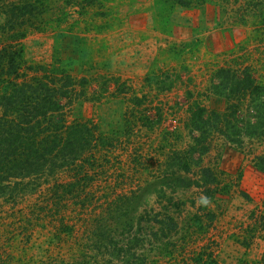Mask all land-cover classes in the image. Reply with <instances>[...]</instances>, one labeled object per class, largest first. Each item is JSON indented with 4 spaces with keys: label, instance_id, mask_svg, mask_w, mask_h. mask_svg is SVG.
Segmentation results:
<instances>
[{
    "label": "trees",
    "instance_id": "obj_1",
    "mask_svg": "<svg viewBox=\"0 0 264 264\" xmlns=\"http://www.w3.org/2000/svg\"><path fill=\"white\" fill-rule=\"evenodd\" d=\"M106 1L0 0V206H8L6 211L0 210L4 228L0 239L6 240L0 245V264H157L164 258L168 259L165 264H219L211 253L193 259L185 250L190 232L203 231L202 219L205 226L214 220L206 206L200 207L202 216L193 214L192 191L200 190V201L201 197L210 201L220 193L213 171L201 166V157L207 152L204 142L212 132L239 147L245 138L264 136V83L257 78L259 69L241 68L238 61L233 62L234 67L215 68L213 80L217 83L209 91L224 100L225 109L209 111L197 102L190 105L188 130L194 146L172 152L165 168L154 170L141 186L137 175L146 172L148 154L134 148L125 150L130 152L125 158L113 155L138 136L132 128L139 122L146 133L159 125L143 110L144 100L136 97L124 103L122 134L102 132L100 121L77 117L74 110L80 103L99 105L107 95L117 99L125 93V85L109 74L95 78L92 67L83 71L86 77L64 68L68 35L85 50L111 29L106 22L110 15ZM206 1L233 8L240 4V0H150L147 11L158 25L155 31L167 32L170 10ZM263 10V2L257 1L241 16L243 24L257 19L264 30ZM40 26L53 41L49 62L26 58L23 43ZM255 41L261 43L262 39ZM259 49L262 56L264 47ZM99 52L104 56V49ZM104 59L94 69H107ZM256 65L264 66V59L259 58ZM110 83L116 86L112 94ZM167 83L172 86L165 79L161 85L167 87ZM243 106H247L244 115ZM159 131L164 132V141L174 136ZM254 164L264 173V155H258ZM25 197L32 203L19 210V200ZM260 222L264 232V218ZM46 224L54 233L47 244L70 243L66 251L69 262L50 256L48 250L40 251L35 259L36 255L27 256L20 249L24 247L21 238L27 235L25 245L29 244ZM250 239L236 237L235 241L247 250ZM180 251L186 258L177 262ZM239 264H264V252L256 261L241 260Z\"/></svg>",
    "mask_w": 264,
    "mask_h": 264
},
{
    "label": "rangeland",
    "instance_id": "obj_2",
    "mask_svg": "<svg viewBox=\"0 0 264 264\" xmlns=\"http://www.w3.org/2000/svg\"><path fill=\"white\" fill-rule=\"evenodd\" d=\"M257 1L263 2L264 9V0H240L235 8L210 1L199 6L193 4L174 8L169 12L168 31L158 32L155 31L158 25L147 11L152 4L150 0H120V3L118 0H108L106 6L110 15L106 22L111 24V29L105 31L104 39L93 40L90 48L82 50L76 46L74 37L68 35L66 38L63 61L64 68L70 74L86 77L87 73L83 71L92 67L95 78L109 74L125 85V93L120 94L117 99L107 95L99 105L80 103L74 110L75 116L100 121L102 132L122 134L124 103L133 102L137 97L144 100L143 110H148L151 120L159 124L146 133L143 129L140 130L139 122L132 128L133 133H138V136L131 137V143L120 147L113 155L125 158L130 155L125 150L133 151L134 148H141L143 154H148L146 172L137 175V178H141V186L150 179L154 170L165 168L163 164L172 152L187 150L193 145L191 132L188 130L190 105L197 102L209 111L219 112L225 109L224 100L209 91L210 85L217 83L213 80L215 68L234 67L233 62L238 61L241 68L251 66L259 69L257 78L264 83V66L256 65L259 58L264 59V54L261 56L258 53L262 51L259 46L264 47V30L257 19H249L247 24H243L241 20V16L249 12ZM254 23L255 26H252ZM42 28L40 26V31H30L23 43L28 60H52L53 41ZM258 38L262 39L261 43L255 41ZM183 44L187 45L184 49L181 48ZM99 49L105 50L104 56L100 55ZM92 55L94 60L89 62L88 58ZM102 59L105 64L107 62L108 68L94 69ZM164 79L171 81L172 86L169 87L167 83V87H163L161 82ZM109 86V94H112L116 86L114 83ZM188 91L190 96H187ZM246 107H242L243 115L247 113ZM136 110L135 108L134 111ZM249 113L252 115L251 111ZM251 122L253 124L255 120L251 118ZM159 130H165L174 136L164 141V132L160 133ZM123 140L126 141L127 138ZM204 146L207 152L201 157V166L213 171L220 193L207 205H203L198 196L200 190L193 189V214L202 216L203 210L200 207L206 206L207 211L214 215V220L205 226V219H202L203 231L190 232L185 250L193 259L200 254L207 257L211 253L219 264H239L241 260L256 261L264 252V232L259 226L260 220L264 218V173L256 169L254 162L258 155H264V136L250 140L245 138L244 145L239 147L216 131L206 137ZM135 186L136 184L132 188ZM19 201V210H25L32 203L29 197ZM7 209L8 206H0V210ZM8 212L10 213L9 210ZM46 225L45 230L40 229L34 233L29 244L25 245L27 235L21 238L24 247L20 249H25L27 256L36 255L35 259L40 251L48 250L50 256L69 262L66 251L70 243L47 244L48 238L54 233ZM0 235L4 237L1 225ZM247 236L248 239L251 238L252 244L245 250L236 243L235 238ZM3 243L6 240L1 238L0 245ZM182 253H177V262L186 258L184 255L180 256ZM167 260L164 258V262L157 264H165Z\"/></svg>",
    "mask_w": 264,
    "mask_h": 264
},
{
    "label": "clouds",
    "instance_id": "obj_3",
    "mask_svg": "<svg viewBox=\"0 0 264 264\" xmlns=\"http://www.w3.org/2000/svg\"><path fill=\"white\" fill-rule=\"evenodd\" d=\"M203 205H207L209 203L208 198L206 197H201V201H200Z\"/></svg>",
    "mask_w": 264,
    "mask_h": 264
}]
</instances>
